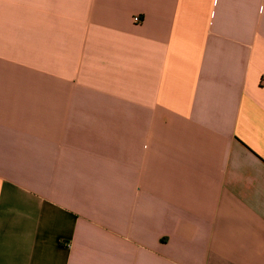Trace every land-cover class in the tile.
<instances>
[{"label": "crops", "instance_id": "0c3cea01", "mask_svg": "<svg viewBox=\"0 0 264 264\" xmlns=\"http://www.w3.org/2000/svg\"><path fill=\"white\" fill-rule=\"evenodd\" d=\"M0 264H264V0H0Z\"/></svg>", "mask_w": 264, "mask_h": 264}, {"label": "built area", "instance_id": "2783aa9c", "mask_svg": "<svg viewBox=\"0 0 264 264\" xmlns=\"http://www.w3.org/2000/svg\"><path fill=\"white\" fill-rule=\"evenodd\" d=\"M136 20H138V18H136Z\"/></svg>", "mask_w": 264, "mask_h": 264}]
</instances>
